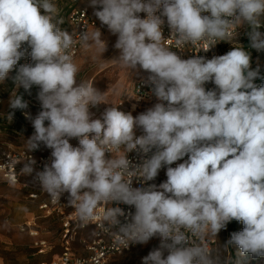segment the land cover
Returning a JSON list of instances; mask_svg holds the SVG:
<instances>
[{"label": "clouds", "instance_id": "9594fccd", "mask_svg": "<svg viewBox=\"0 0 264 264\" xmlns=\"http://www.w3.org/2000/svg\"><path fill=\"white\" fill-rule=\"evenodd\" d=\"M90 6L117 36L114 60L134 74L148 72L158 102L134 117L106 103L93 84L78 81L71 50L78 43L103 54L100 29H85L77 41L61 27L53 0H0V82L16 69L17 89L39 88L41 110L26 143L30 153L41 144L51 149V162L35 181L54 201L67 193L81 221L103 208L100 226L127 247L159 237L160 247L142 264H233L224 255L233 247L241 256L264 257V85L254 82L262 78L259 65L252 68L244 47L211 59H181L165 46L162 29L166 18L177 48L204 42L208 51L239 26L247 29L249 47L261 52L264 0H90ZM26 55L31 63L17 69ZM208 82L215 87L206 90ZM101 104L108 106L96 118L90 109ZM26 107L20 95L9 100L10 109ZM13 116L8 113L10 121ZM130 152L145 158L133 164ZM35 163L27 158L20 173L31 175ZM164 167L166 181L148 183ZM134 180L142 186L133 187ZM114 202L134 207L129 222H121L124 210ZM233 220L243 229L210 250L207 241Z\"/></svg>", "mask_w": 264, "mask_h": 264}, {"label": "rangeland", "instance_id": "374dc122", "mask_svg": "<svg viewBox=\"0 0 264 264\" xmlns=\"http://www.w3.org/2000/svg\"><path fill=\"white\" fill-rule=\"evenodd\" d=\"M59 8V14L63 17L62 28H68L67 7L71 0H53ZM76 5L90 6V0H78ZM140 17L146 13H139ZM100 29L102 39L107 44V50L101 54L98 47L82 49L81 53L74 59L78 65V81L88 82L94 87L104 92L105 102L116 106L117 102L125 98L132 87V82L139 76L149 75L148 72L140 70L135 74L130 70L122 68L114 59L120 55V50L114 47L117 36L111 34L107 26L100 24L92 31ZM247 29L231 37L226 47L232 50L233 47H244L251 54V66L253 69L259 65L260 74L264 72V51L258 52L249 47V39L246 35ZM14 70L8 74L4 82H0V153L8 149L17 147H27L26 140L34 133L31 119L35 118L41 110L40 102L37 99L39 88L33 86L26 91L23 87L16 88L13 81ZM20 95L27 103L24 109H10L9 100L11 97ZM108 105L101 104L97 108H91L96 118ZM146 111V110H145ZM13 112V119H8V113ZM144 112V111H143ZM27 114V115H26ZM139 115V114H138ZM47 123V122H46ZM70 144L78 147L79 143L76 138L70 139ZM41 152L51 153V149L41 144L38 149ZM34 150V151H36ZM29 184L36 189V184L29 179ZM33 191L32 188L24 187L20 184H9L4 182L0 175V264L3 262H23L30 261L36 263L38 260L50 259L52 252L42 257L34 256V241L36 238L31 237L26 231L21 230L25 220L36 221L40 225V232L43 238L49 239L54 245V251H59L60 247V225L53 218H39L41 212L38 204L28 198V193ZM23 217H27L22 220ZM242 222L233 220L226 229L218 233L215 238V249L221 248L230 238L231 233L239 232L243 229ZM159 237L152 238L147 244H141L139 248L130 254L118 259V264H130L150 251L157 249ZM226 256H232L233 264H264V257L254 258L251 255H239V249L233 247L231 250L224 252ZM246 256V257H245Z\"/></svg>", "mask_w": 264, "mask_h": 264}, {"label": "built area", "instance_id": "2783aa9c", "mask_svg": "<svg viewBox=\"0 0 264 264\" xmlns=\"http://www.w3.org/2000/svg\"><path fill=\"white\" fill-rule=\"evenodd\" d=\"M78 0H71V3L67 9V23L68 28L66 30L69 33H74L75 38L79 41L80 32L85 29L92 31L97 28L101 22L95 17L94 9L88 5H76ZM158 14V13H157ZM147 15V14H146ZM146 15L141 18H146ZM163 37L165 38V46L171 48L181 59H189L196 56H203L207 59H211L214 56L223 55L229 51L226 47V41L217 43L214 47L208 51L203 50L207 47V44L201 42L195 47L192 45H184L181 48H177L175 45V38L171 37V30L169 29L166 18L165 23L162 26ZM244 28L234 26L230 30V35L227 41L242 32ZM264 31V28L261 29ZM83 48L77 43L71 50V55L75 59L82 51ZM30 51V48L28 49ZM31 63L30 57L27 55L22 58L17 65V69L20 64ZM16 75V69L14 71ZM149 75H142L137 77L132 82V87L127 93L125 98L120 99L116 106H119V110L129 113L135 117L148 108L152 107L158 101L151 95V84L148 82ZM215 85L211 82L205 84L206 90H211ZM137 135H141V130H136ZM115 155V153H114ZM151 155V154H149ZM32 157L36 163L33 166L34 172L31 175H22L20 169L23 167L22 162L29 157ZM128 158L133 164H139L144 157L143 154L137 152L128 153ZM51 153L41 152L39 150L28 151V148L17 147L8 149L0 153V175L4 182L9 184H20L24 187L32 188L33 191L28 193V198L38 204V208L41 212L39 218H53L57 220L60 225V247L59 251H54V245L52 242L41 236L39 230L40 225L36 224V221L25 220L21 226V230L26 231L31 237L36 238L34 241L35 251L34 256L42 257L48 253H53L50 259L38 260L36 263L30 261L23 262H3L1 264H118V259L127 254L135 251L141 244H130L128 242H121L120 237L112 231L105 230L100 226L103 215V208H100L99 215L95 219L90 221H81L74 207L68 206V194H62L60 201H54L52 197L44 191L39 183L35 181V173L42 171L45 164H50ZM184 159H187L185 157ZM183 160L175 162L172 167H175L178 163H183ZM29 179L36 184V189L29 184ZM166 167L159 171L158 176L154 181L148 183L159 185L166 181ZM142 185L134 180L133 187H141ZM112 207H120L124 210L125 216L120 217L122 223L129 222L130 217L128 213H134L135 209L132 206L125 204L111 205ZM116 229H114L115 231ZM161 245V240L158 238L157 248ZM207 245L210 250L215 249V238L207 241ZM167 253L165 252V255ZM148 254H143L138 257L137 260L130 264H142V258Z\"/></svg>", "mask_w": 264, "mask_h": 264}, {"label": "trees", "instance_id": "16d2710c", "mask_svg": "<svg viewBox=\"0 0 264 264\" xmlns=\"http://www.w3.org/2000/svg\"><path fill=\"white\" fill-rule=\"evenodd\" d=\"M68 8V7H67ZM261 77L262 78H258V79H256L254 82L258 85V86H260V85H264V72H262L261 73ZM246 257V256H245Z\"/></svg>", "mask_w": 264, "mask_h": 264}, {"label": "crops", "instance_id": "0c3cea01", "mask_svg": "<svg viewBox=\"0 0 264 264\" xmlns=\"http://www.w3.org/2000/svg\"><path fill=\"white\" fill-rule=\"evenodd\" d=\"M25 218H27V217H23L22 220L25 219Z\"/></svg>", "mask_w": 264, "mask_h": 264}]
</instances>
